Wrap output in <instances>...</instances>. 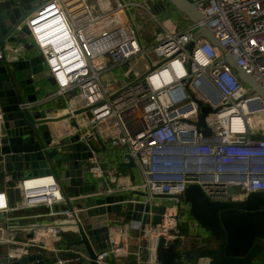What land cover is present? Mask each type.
Here are the masks:
<instances>
[{"label": "built area", "instance_id": "1", "mask_svg": "<svg viewBox=\"0 0 264 264\" xmlns=\"http://www.w3.org/2000/svg\"><path fill=\"white\" fill-rule=\"evenodd\" d=\"M188 1L223 50L200 35L199 24L176 18L183 14L166 0H52L24 22L29 49L20 42L0 46L6 62L41 57L50 81L34 83V99L17 108L43 109L57 118L43 124L48 151L61 152L60 141L71 137L87 146L82 177L94 187L64 195L52 174L25 177L17 205L10 203L8 187L0 188V264L35 253L48 264H84L81 253L59 245L69 241V230L76 232L65 199L125 196L103 204L121 210L105 213L109 238L97 261L116 264L111 260L133 256L135 264H159L160 238L175 242L177 250L189 240L193 247L205 241L199 230L186 234L181 228L179 212L189 214V203L171 197L173 203L165 205L162 195L183 194L189 185L214 201L264 193V100L225 59L231 55L264 90V0ZM142 15L147 20H136ZM144 23L151 25L146 33ZM50 102L64 109L51 115ZM201 106L211 110L204 128L198 126ZM3 113L0 106V143ZM130 159L135 165L128 168ZM40 179L47 182L36 183ZM37 208L44 210L33 215L36 223L26 237L12 238L16 218L10 213ZM73 209L77 215L82 210ZM127 211L139 218L125 219Z\"/></svg>", "mask_w": 264, "mask_h": 264}, {"label": "water", "instance_id": "2", "mask_svg": "<svg viewBox=\"0 0 264 264\" xmlns=\"http://www.w3.org/2000/svg\"><path fill=\"white\" fill-rule=\"evenodd\" d=\"M51 1L0 0V46L20 42L29 49L30 46L25 39L28 29L24 22ZM166 2L171 5L172 10L182 13L192 23L199 24L200 35L222 49L193 3L188 0ZM192 45L193 42H189L186 49L191 51ZM225 59L238 79L264 100V90L236 64L234 58L225 54ZM41 61L39 55L20 61L0 60V106L4 110L0 164L7 177L18 181L25 177L52 174L57 178L58 186L64 195L66 192L70 195L90 192L94 187L83 181L81 166L82 160L89 155L86 151L87 146L82 142H76V137H71L60 141L61 152L48 151L45 148L47 140L44 139L46 128L43 124L57 118L49 117L43 109L30 111L27 108L22 110L17 108V104L34 99V83L48 77V72L43 71ZM47 80L50 81V78ZM20 88L27 96L22 95ZM210 111V108L201 106L198 126L205 127L204 115ZM202 132L207 134L208 129L205 128ZM134 165L130 159L126 166L131 168ZM56 168L59 169L58 172ZM124 197L108 196L105 200H76L73 203L65 199L77 234V238L65 242V246L81 253L84 264H100L96 254L106 248L109 238L105 213L121 210L119 204L107 206L103 204L122 200ZM161 197H175L187 201L190 216L206 235L201 246L193 247L190 241H187L183 250H177L175 242L166 243L160 238L156 247V259L159 264H182L184 261L198 262L197 264L200 261H205L200 264H260L257 259L264 241V193L250 192L243 199L236 201H214L210 200L198 185H189L183 194ZM75 205L82 208L78 215L73 209ZM127 208L130 210L131 205ZM135 208L141 209L142 206L138 205ZM162 211L161 208L160 212ZM138 218V214L126 212L125 219ZM159 219L160 216L156 215L154 222H158ZM207 235L212 244L206 240ZM35 261L42 264L40 253L24 255L6 264H32Z\"/></svg>", "mask_w": 264, "mask_h": 264}, {"label": "crops", "instance_id": "3", "mask_svg": "<svg viewBox=\"0 0 264 264\" xmlns=\"http://www.w3.org/2000/svg\"><path fill=\"white\" fill-rule=\"evenodd\" d=\"M50 107V106H49ZM0 178H2V180H3V183H0L1 185H0V188H2V187H4V186H6V185H4L5 184V182H6V180H11V181H15L16 182V179H14V178H12V177H7L6 175H5V171L3 170V168H2V165L0 164ZM9 189V188H8ZM8 195H9V191H8ZM9 199H10V203L12 204V205H17L20 201H18V200H15L13 197H9ZM43 208H37V209H31V210H25V209H20V210H15V211H12L11 213H10V215L11 216H13V217H15L16 219V221H15V225H16V227L11 231V237L12 238H14L15 240H20V239H23V238H25L26 237V235L29 233V230H30V228L33 226V224L34 223H36V219L35 218H33V215L36 213V212H43ZM191 224H190V227L192 228V229H194V230H199V232L200 233H202V234H205L202 230H201V228H200V226L198 225V223H196L194 220H193V222L191 221L190 222ZM70 232H75L73 229H71V230H69ZM206 235V234H205ZM207 237V239L206 240H208V241H210L211 242V244H212V240L211 239H209V237H208V235L206 236ZM64 239H62V241L61 242H59V245H60V247H62V248H65V245H64V242L65 241H63ZM64 246V247H63ZM0 250H4V246H0ZM44 259H43V261H42V264H48V260H47V258L46 257H43ZM45 260V261H44ZM201 262V261H200ZM200 262H199V264H200ZM202 262H205V261H202ZM201 262V263H202ZM195 263H198V262H195Z\"/></svg>", "mask_w": 264, "mask_h": 264}, {"label": "rangeland", "instance_id": "4", "mask_svg": "<svg viewBox=\"0 0 264 264\" xmlns=\"http://www.w3.org/2000/svg\"><path fill=\"white\" fill-rule=\"evenodd\" d=\"M93 3H95L96 1L98 2H105L107 0H92ZM184 18L185 22L186 23H189L190 21L184 16V15H181L179 13L176 14V18ZM136 20H147L146 17H144V15L142 16H139L136 18ZM145 26V29H144V33L147 32V29H150L151 25L149 23H144L143 24ZM145 38L149 39L150 36L146 35ZM114 74L115 75H119V70L118 69H115L114 70ZM49 113L51 115H55V113L57 112L56 110L57 109H61L63 110L64 107H62V105L59 103V102H50L49 103ZM63 166H65V164H63ZM0 183H3V180L2 178H0ZM1 185V184H0ZM8 188H9V197H13L15 200H18V201H22V190L18 188V185H19V181L16 180L15 181H9V180H6L5 184ZM2 186V185H1ZM162 203L163 204H171L173 203V201L171 199H167V198H163L162 199ZM112 217V216H111ZM113 218V217H112ZM193 222V218L190 217V215L188 214V211H184V210H180L179 212V222H180V225H181V228H183L185 231L186 234L190 233L192 231V228L190 227V222ZM66 238L69 239V240H73V239H76L77 238V234L76 232H68L66 233ZM190 241V240H189Z\"/></svg>", "mask_w": 264, "mask_h": 264}, {"label": "trees", "instance_id": "5", "mask_svg": "<svg viewBox=\"0 0 264 264\" xmlns=\"http://www.w3.org/2000/svg\"><path fill=\"white\" fill-rule=\"evenodd\" d=\"M111 262L116 263V264H135V260H134L133 256H129L127 259L124 258L121 260L112 259Z\"/></svg>", "mask_w": 264, "mask_h": 264}, {"label": "flooded vegetation", "instance_id": "6", "mask_svg": "<svg viewBox=\"0 0 264 264\" xmlns=\"http://www.w3.org/2000/svg\"><path fill=\"white\" fill-rule=\"evenodd\" d=\"M258 261H260V264H264V241H262V248L261 251L259 253V257L257 259Z\"/></svg>", "mask_w": 264, "mask_h": 264}, {"label": "bare ground", "instance_id": "7", "mask_svg": "<svg viewBox=\"0 0 264 264\" xmlns=\"http://www.w3.org/2000/svg\"><path fill=\"white\" fill-rule=\"evenodd\" d=\"M117 15H121V13L118 12ZM121 20H124V18L121 17ZM45 182H47L46 179H40V180L36 181V183H39V184H41V183H45ZM31 183H32V182L30 181L29 183H27V185H29V184H31ZM50 183H51V182H48L47 184H50Z\"/></svg>", "mask_w": 264, "mask_h": 264}]
</instances>
